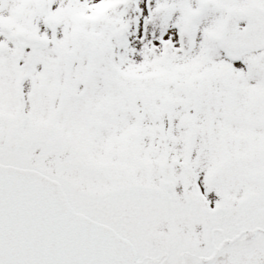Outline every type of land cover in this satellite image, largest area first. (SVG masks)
<instances>
[{
    "label": "snow or ice",
    "instance_id": "1",
    "mask_svg": "<svg viewBox=\"0 0 264 264\" xmlns=\"http://www.w3.org/2000/svg\"><path fill=\"white\" fill-rule=\"evenodd\" d=\"M0 264H264V0H0Z\"/></svg>",
    "mask_w": 264,
    "mask_h": 264
}]
</instances>
